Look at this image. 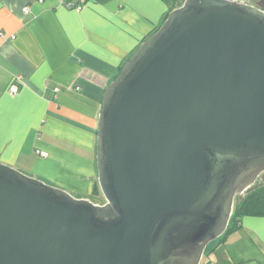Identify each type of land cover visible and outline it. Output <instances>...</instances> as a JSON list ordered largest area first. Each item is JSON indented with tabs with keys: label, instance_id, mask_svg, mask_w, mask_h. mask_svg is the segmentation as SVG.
<instances>
[{
	"label": "water",
	"instance_id": "1",
	"mask_svg": "<svg viewBox=\"0 0 264 264\" xmlns=\"http://www.w3.org/2000/svg\"><path fill=\"white\" fill-rule=\"evenodd\" d=\"M104 204L0 163V264H200L264 184V8L185 0L107 87Z\"/></svg>",
	"mask_w": 264,
	"mask_h": 264
},
{
	"label": "crops",
	"instance_id": "2",
	"mask_svg": "<svg viewBox=\"0 0 264 264\" xmlns=\"http://www.w3.org/2000/svg\"><path fill=\"white\" fill-rule=\"evenodd\" d=\"M178 1L0 0V163L102 204L93 190L105 90ZM200 264H264V217H243Z\"/></svg>",
	"mask_w": 264,
	"mask_h": 264
},
{
	"label": "trees",
	"instance_id": "3",
	"mask_svg": "<svg viewBox=\"0 0 264 264\" xmlns=\"http://www.w3.org/2000/svg\"><path fill=\"white\" fill-rule=\"evenodd\" d=\"M182 4L183 2L180 4V6ZM262 183V181H259L254 188L250 189L246 194L243 195L241 201L236 199L227 230L223 236L216 240L215 244L224 243L228 236L237 232L240 229V222L243 217H264V184ZM100 192V187L98 183H96L94 186L93 195L97 196ZM212 250L213 248L210 250L206 249L205 255L211 253Z\"/></svg>",
	"mask_w": 264,
	"mask_h": 264
},
{
	"label": "rangeland",
	"instance_id": "4",
	"mask_svg": "<svg viewBox=\"0 0 264 264\" xmlns=\"http://www.w3.org/2000/svg\"><path fill=\"white\" fill-rule=\"evenodd\" d=\"M175 1H177V0H175ZM184 1L185 0H179L178 2H177V7L176 8H179V7H181L180 6V4L183 2L184 3ZM176 4V3H175ZM175 8V9H176ZM172 12V11H171ZM26 175V174H25ZM43 176V175H42ZM44 177H46V176H44ZM37 179V178H36ZM39 180V179H38ZM40 181H42V180H40ZM46 181L47 182H44V181H42V182H44V183H46V184H48V185H51V186H53V187H56V188H59V189H62V190H65V189H69V188H67V186H70L71 184H70V182H68V181H57V180H51V179H49V178H47L46 177ZM61 187V188H60ZM64 188V189H63ZM65 191H67L69 194H71L73 197H75V198H77L76 197V195H78V193L77 192H73V191H71V190H65ZM102 194V193H101ZM102 196H103V194H102ZM90 197H92L91 199H93V201H96V198L94 197V196H90ZM104 198V197H103ZM77 199H80V198H77ZM100 202H102V203H104V200H102V201H100ZM215 242L216 241H214V242H212V243H210L209 245H208V247H207V250H210V249H212L216 244H215Z\"/></svg>",
	"mask_w": 264,
	"mask_h": 264
},
{
	"label": "built area",
	"instance_id": "5",
	"mask_svg": "<svg viewBox=\"0 0 264 264\" xmlns=\"http://www.w3.org/2000/svg\"><path fill=\"white\" fill-rule=\"evenodd\" d=\"M25 11L28 12V9H25ZM20 82H21V77L20 76L14 78V80H13V82H12L10 88H9V91H10L11 94H16L19 91ZM56 91H58V90H56ZM38 153L40 155H42V156H46V153H44V152L38 151Z\"/></svg>",
	"mask_w": 264,
	"mask_h": 264
},
{
	"label": "flooded vegetation",
	"instance_id": "6",
	"mask_svg": "<svg viewBox=\"0 0 264 264\" xmlns=\"http://www.w3.org/2000/svg\"><path fill=\"white\" fill-rule=\"evenodd\" d=\"M236 1L247 4L255 8H264V0H236Z\"/></svg>",
	"mask_w": 264,
	"mask_h": 264
}]
</instances>
